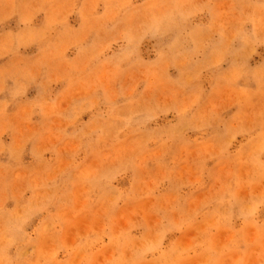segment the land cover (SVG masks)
I'll list each match as a JSON object with an SVG mask.
<instances>
[{
	"label": "rangeland",
	"instance_id": "obj_1",
	"mask_svg": "<svg viewBox=\"0 0 264 264\" xmlns=\"http://www.w3.org/2000/svg\"><path fill=\"white\" fill-rule=\"evenodd\" d=\"M0 264H264V0H0Z\"/></svg>",
	"mask_w": 264,
	"mask_h": 264
}]
</instances>
